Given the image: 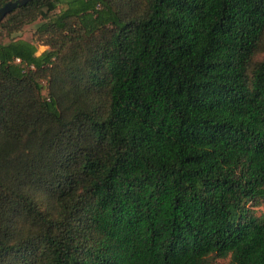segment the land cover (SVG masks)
<instances>
[{
  "label": "trees",
  "instance_id": "1",
  "mask_svg": "<svg viewBox=\"0 0 264 264\" xmlns=\"http://www.w3.org/2000/svg\"><path fill=\"white\" fill-rule=\"evenodd\" d=\"M261 203L264 0L1 20L0 264H264Z\"/></svg>",
  "mask_w": 264,
  "mask_h": 264
},
{
  "label": "rangeland",
  "instance_id": "2",
  "mask_svg": "<svg viewBox=\"0 0 264 264\" xmlns=\"http://www.w3.org/2000/svg\"><path fill=\"white\" fill-rule=\"evenodd\" d=\"M36 26H37V22L30 25H26L19 34L15 35V38L23 39L27 41L33 40ZM44 50H46V47L38 43V54ZM261 58H262V53L257 54L254 58L253 63L259 61ZM253 210L257 217L264 219V203H261L260 205L253 207ZM228 262H229L228 259H218L216 260L215 264H227Z\"/></svg>",
  "mask_w": 264,
  "mask_h": 264
},
{
  "label": "water",
  "instance_id": "3",
  "mask_svg": "<svg viewBox=\"0 0 264 264\" xmlns=\"http://www.w3.org/2000/svg\"><path fill=\"white\" fill-rule=\"evenodd\" d=\"M29 1L30 0H15L13 2H8V3L4 4L0 8V22L8 13L12 12L13 10H15L16 8H18L20 6L25 5Z\"/></svg>",
  "mask_w": 264,
  "mask_h": 264
}]
</instances>
